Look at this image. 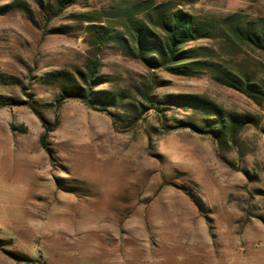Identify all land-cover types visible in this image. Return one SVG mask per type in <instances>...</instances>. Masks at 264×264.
Listing matches in <instances>:
<instances>
[{
	"label": "rangeland",
	"instance_id": "1",
	"mask_svg": "<svg viewBox=\"0 0 264 264\" xmlns=\"http://www.w3.org/2000/svg\"><path fill=\"white\" fill-rule=\"evenodd\" d=\"M152 1L201 35L167 68L125 48L147 0H0V264H264V0ZM90 63L115 104L57 110Z\"/></svg>",
	"mask_w": 264,
	"mask_h": 264
},
{
	"label": "trees",
	"instance_id": "2",
	"mask_svg": "<svg viewBox=\"0 0 264 264\" xmlns=\"http://www.w3.org/2000/svg\"><path fill=\"white\" fill-rule=\"evenodd\" d=\"M48 4H51L55 10L53 17L56 18L67 9L69 6L75 4L81 0H44ZM148 12L147 16L154 15L155 19L151 21L149 19V26L142 25L136 27L133 20L130 18L125 23V28L130 42L125 46L128 53L136 58L145 60L150 66L154 67H168L170 64L182 58L185 52L182 50L183 46L201 38L197 29L195 17L176 7H173L170 2L155 4L152 0H147ZM239 30V31H238ZM236 37L244 44H253L255 46H262L264 44V34H258L252 27L245 29L240 34V29H236ZM241 35V36H240ZM109 35L107 32L103 33L101 40H104ZM147 37L154 38V41L148 42ZM264 46V45H263ZM261 48V47H260ZM98 79L96 65L90 63L87 67V73L83 80L85 81L87 88L84 90L69 89L63 90L55 100V107L57 110L61 105L70 98L81 100L89 108L107 111L109 106H113L116 102V96L112 92L108 91H95L94 86ZM96 100V101H95ZM100 103V107H95ZM12 103L1 101L0 106H10ZM152 106L154 104L152 103ZM99 108V109H97ZM154 108V107H150ZM41 121L44 128V133L41 136L40 142L44 151L48 152L49 147L47 143L48 135L54 130L59 123V117L56 118L53 127H50L49 123L41 117ZM113 124L115 126V120L112 117ZM216 134L223 132L224 125L222 121H218L214 125Z\"/></svg>",
	"mask_w": 264,
	"mask_h": 264
}]
</instances>
